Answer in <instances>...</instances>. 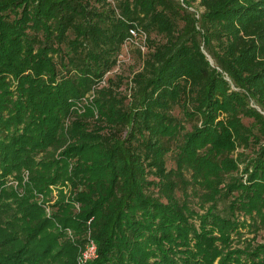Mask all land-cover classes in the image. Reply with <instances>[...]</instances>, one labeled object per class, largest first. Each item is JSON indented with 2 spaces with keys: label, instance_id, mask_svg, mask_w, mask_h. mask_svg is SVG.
Instances as JSON below:
<instances>
[{
  "label": "trees",
  "instance_id": "trees-1",
  "mask_svg": "<svg viewBox=\"0 0 264 264\" xmlns=\"http://www.w3.org/2000/svg\"><path fill=\"white\" fill-rule=\"evenodd\" d=\"M195 1L216 66L177 0H0V264H78L32 199L65 179L87 264H264V0Z\"/></svg>",
  "mask_w": 264,
  "mask_h": 264
},
{
  "label": "rangeland",
  "instance_id": "rangeland-1",
  "mask_svg": "<svg viewBox=\"0 0 264 264\" xmlns=\"http://www.w3.org/2000/svg\"><path fill=\"white\" fill-rule=\"evenodd\" d=\"M183 8L186 9L187 12H189L195 19H196V28L201 34V48L202 51L205 53L207 59L210 61V64L213 66H216V63L214 61V58L212 57V54L209 52L210 50L218 53L220 52V48L217 45L216 41H211L210 47H207L204 43V34L205 31L200 27V20L202 13L204 11V7L199 3V1L195 2H186L187 0H177ZM209 50V51H208ZM140 59L137 57L135 52H124L123 61L121 62L120 67L115 70V72L120 73L124 78V90H127L130 86V78L133 73V71L137 70L139 68ZM224 76L229 79L226 74ZM231 86L234 89H237L234 87L233 84ZM251 105L256 106L252 100H250ZM40 155H38L36 158H38ZM18 172H13V174H10L7 176V179L4 182L5 188H9L16 190L20 195L24 193L27 185L29 184V171L27 169H22L19 172V176H17ZM20 178V179H19ZM191 191L188 189V193ZM33 201H35L42 209L44 216L47 219H51L54 221V232H59L60 241L63 242H73L76 244V240L78 238H87L88 237V226L89 221L87 222V229H85L83 235L82 233L76 232L71 227H63L62 224H60L58 221H56L53 217L55 212L59 208L58 202H63V204H68L71 206V210L73 213H77L81 209V204L78 202V200L75 198V190L70 183L69 180H60L58 182H55L53 184L48 185V189L45 192L33 190ZM194 201H196V197H192ZM242 232V238L243 240H253L258 242H264V226L259 227L258 229H254V227H243L241 229ZM79 244V243H78ZM234 244H238L237 239H235ZM39 264H48L41 262Z\"/></svg>",
  "mask_w": 264,
  "mask_h": 264
},
{
  "label": "built area",
  "instance_id": "built-area-1",
  "mask_svg": "<svg viewBox=\"0 0 264 264\" xmlns=\"http://www.w3.org/2000/svg\"><path fill=\"white\" fill-rule=\"evenodd\" d=\"M133 32V30H131ZM97 257V246L93 239L88 235L84 246L78 255V264H87Z\"/></svg>",
  "mask_w": 264,
  "mask_h": 264
}]
</instances>
